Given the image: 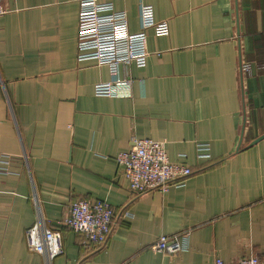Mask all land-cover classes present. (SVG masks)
I'll list each match as a JSON object with an SVG mask.
<instances>
[{"label":"crops","instance_id":"1","mask_svg":"<svg viewBox=\"0 0 264 264\" xmlns=\"http://www.w3.org/2000/svg\"><path fill=\"white\" fill-rule=\"evenodd\" d=\"M79 1L6 0L0 16V264L264 258V139L253 144L264 135V0H112L130 33L141 29V4L170 29L148 31L144 68L121 69L132 79L128 98L94 96L112 77L76 60ZM133 138L163 141L169 161L192 171L185 185L133 195L114 161ZM81 199L117 213L103 249L61 228L63 255L47 263L27 250L26 229L38 219L60 229ZM185 230L186 251L151 249Z\"/></svg>","mask_w":264,"mask_h":264},{"label":"built area","instance_id":"2","mask_svg":"<svg viewBox=\"0 0 264 264\" xmlns=\"http://www.w3.org/2000/svg\"><path fill=\"white\" fill-rule=\"evenodd\" d=\"M5 1L0 0V16L6 13ZM141 29L130 33L125 11L114 8L112 0H80L76 35V60L78 63L95 62L105 66L112 80L97 83L93 94L99 98H128L131 95L132 79L121 75L123 67H145L149 53L146 47L147 33L157 37H168L167 21H156L153 8L141 4L139 7ZM241 74H250V65L240 63ZM197 157L208 158L207 145H197ZM114 161L121 176L127 181L133 195L147 193L165 194L171 188L185 185L192 171L180 164L171 163L165 152V143L151 139H132L130 149L120 151ZM0 172H7L1 168ZM117 213L103 200L81 199L70 203L66 217L59 223L60 229H52L38 219L25 231V245L29 252L41 255L49 263L63 255L61 228H66L79 236L83 248L103 249L115 226ZM118 217L129 218L127 212ZM190 231L173 235H161L152 250L169 256L188 249ZM214 264H225L217 258ZM235 264H264V258L248 256Z\"/></svg>","mask_w":264,"mask_h":264},{"label":"water","instance_id":"3","mask_svg":"<svg viewBox=\"0 0 264 264\" xmlns=\"http://www.w3.org/2000/svg\"><path fill=\"white\" fill-rule=\"evenodd\" d=\"M264 139V135H262L261 137H259L258 139H256L255 141H253V144L257 143L258 141Z\"/></svg>","mask_w":264,"mask_h":264}]
</instances>
